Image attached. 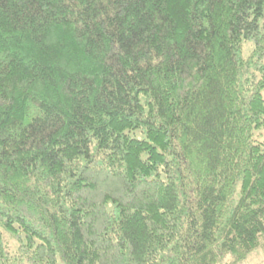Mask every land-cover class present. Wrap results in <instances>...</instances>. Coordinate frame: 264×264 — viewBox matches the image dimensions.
I'll return each instance as SVG.
<instances>
[{"label":"trees","instance_id":"trees-1","mask_svg":"<svg viewBox=\"0 0 264 264\" xmlns=\"http://www.w3.org/2000/svg\"><path fill=\"white\" fill-rule=\"evenodd\" d=\"M263 90L264 0H0V264L244 261Z\"/></svg>","mask_w":264,"mask_h":264},{"label":"rangeland","instance_id":"rangeland-1","mask_svg":"<svg viewBox=\"0 0 264 264\" xmlns=\"http://www.w3.org/2000/svg\"><path fill=\"white\" fill-rule=\"evenodd\" d=\"M253 49H254V45L251 41L244 42L243 50H242L243 56L245 58H249L250 55L252 54ZM263 95H264V90H263ZM262 133L264 135V131H262ZM259 138L264 140L262 136H260ZM5 234H6L5 236L7 242L9 244V249L12 252H16L19 245V241L16 240L9 233H5ZM219 264H264V246L252 252L244 261L234 262L233 258L228 256L223 260H221Z\"/></svg>","mask_w":264,"mask_h":264}]
</instances>
